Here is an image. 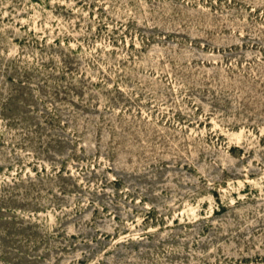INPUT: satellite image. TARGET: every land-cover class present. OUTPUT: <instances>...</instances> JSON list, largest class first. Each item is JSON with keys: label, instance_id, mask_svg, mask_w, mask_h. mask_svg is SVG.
<instances>
[{"label": "rangeland", "instance_id": "1", "mask_svg": "<svg viewBox=\"0 0 264 264\" xmlns=\"http://www.w3.org/2000/svg\"><path fill=\"white\" fill-rule=\"evenodd\" d=\"M0 264H264V0H0Z\"/></svg>", "mask_w": 264, "mask_h": 264}]
</instances>
